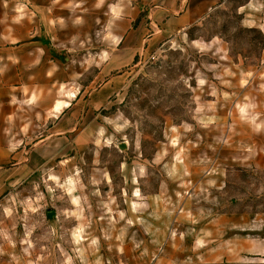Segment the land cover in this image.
<instances>
[{
  "label": "rangeland",
  "instance_id": "rangeland-1",
  "mask_svg": "<svg viewBox=\"0 0 264 264\" xmlns=\"http://www.w3.org/2000/svg\"><path fill=\"white\" fill-rule=\"evenodd\" d=\"M175 2L47 0L53 49L109 90L79 92L86 135H5L0 264H264V0L164 32Z\"/></svg>",
  "mask_w": 264,
  "mask_h": 264
},
{
  "label": "crops",
  "instance_id": "crops-1",
  "mask_svg": "<svg viewBox=\"0 0 264 264\" xmlns=\"http://www.w3.org/2000/svg\"><path fill=\"white\" fill-rule=\"evenodd\" d=\"M219 1L181 0L179 8L176 2L167 5L163 10L166 15L160 20L163 31L178 33L190 28ZM46 2L29 0L28 4L24 1L16 4V8L21 10L23 6L30 12L15 14L12 24L6 25L12 31L6 47L5 0H0V142H4L0 143V149L3 155L7 152L5 135H45L44 140L33 145L35 150L45 149L53 135H86L80 120L85 105L79 92L86 90L95 95L109 90V82H104L102 87L100 80L93 79L86 84L82 62L70 61L65 51L53 49L51 41L57 36L52 35L53 15L45 11ZM100 76L98 73V79ZM74 91L76 97L68 100L65 94Z\"/></svg>",
  "mask_w": 264,
  "mask_h": 264
}]
</instances>
